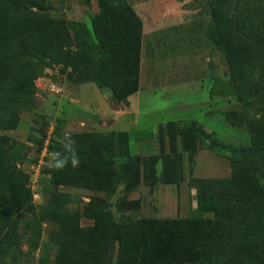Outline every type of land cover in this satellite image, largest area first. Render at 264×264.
I'll return each instance as SVG.
<instances>
[{
  "label": "trees",
  "instance_id": "trees-1",
  "mask_svg": "<svg viewBox=\"0 0 264 264\" xmlns=\"http://www.w3.org/2000/svg\"><path fill=\"white\" fill-rule=\"evenodd\" d=\"M96 2L91 33L82 22L51 15L48 2L0 0V257L15 256L22 214L34 211L28 177L17 168L20 144L4 131L15 128L20 112L31 108L41 70L60 65L69 69V81L107 88L114 102L139 89L142 21L127 0ZM250 2L207 0V37L224 55L230 85L245 102L258 92L255 73L264 74V22L258 24L260 34ZM247 126L250 144L226 148L229 175L188 179L198 214L132 217L126 212L138 210L141 201L122 196L113 202L121 211L118 218L107 198L119 184L126 192L141 181L150 189L179 184L186 180V153L191 168L199 148L226 144L195 118L159 122L160 151L144 156L130 152L127 130L73 133L68 147L57 148L54 128L50 147L56 154L39 176L42 214L55 226L49 230L57 248L53 264H264V109ZM45 136L46 130L33 162ZM46 167L49 176L41 178ZM61 186L100 191L105 197L90 196L81 211H72ZM82 216L92 224L81 226Z\"/></svg>",
  "mask_w": 264,
  "mask_h": 264
},
{
  "label": "rangeland",
  "instance_id": "rangeland-1",
  "mask_svg": "<svg viewBox=\"0 0 264 264\" xmlns=\"http://www.w3.org/2000/svg\"><path fill=\"white\" fill-rule=\"evenodd\" d=\"M127 1L143 24L139 89L121 102H114L107 88L100 89L91 81L73 83L67 79L69 69L60 65L44 67L35 80L38 90L32 95L31 108L20 112L15 128L4 131L20 144L22 155L17 160V168L28 177L34 211L22 214L19 245L13 251L15 256L0 257V264H53L56 259V245L49 239V230L55 226L42 214L45 202L42 179L33 183L29 180L37 144L51 126L57 130L55 147L66 148L73 133L101 134L132 129L136 125L137 129L131 131L130 152L144 156L160 151L154 131L159 122L195 118L226 144L218 149L199 148L191 168L185 152L186 180L179 184L158 183L153 187L155 195L142 181L129 192L119 184L115 193L107 198L116 218L121 211L113 202L122 196L141 201L138 210L126 212L132 217L198 214L195 189L189 186L188 179L229 175L226 148L250 144L247 122L264 109V74L261 70L255 73L253 82L258 92L249 96V102L237 98L229 82L226 59L207 37L211 23L207 0ZM40 2H48L51 15L82 22L93 33L91 19L98 11L96 0ZM251 3L257 32L263 34L258 24L264 22V0H251ZM52 85L58 89H51ZM177 148H181L179 143ZM164 150H169L166 139ZM200 152L202 157L197 161ZM49 169H44L41 178L49 176ZM59 189L69 194L66 208L72 211H81L90 196L105 197L103 192L79 187L61 186ZM180 193L184 195L183 208H187L184 212L179 210ZM203 215L210 213L203 212ZM92 222L82 216L79 224L86 226Z\"/></svg>",
  "mask_w": 264,
  "mask_h": 264
},
{
  "label": "built area",
  "instance_id": "built-area-1",
  "mask_svg": "<svg viewBox=\"0 0 264 264\" xmlns=\"http://www.w3.org/2000/svg\"><path fill=\"white\" fill-rule=\"evenodd\" d=\"M51 89H58L55 85L50 86ZM54 126L49 127L46 130V136L42 141V147L38 154V157L32 165V172L30 174V182H37L39 180V176L41 175L42 168L51 161V159L55 156L56 151L52 150L50 147V142L52 139V134L54 130Z\"/></svg>",
  "mask_w": 264,
  "mask_h": 264
},
{
  "label": "crops",
  "instance_id": "crops-1",
  "mask_svg": "<svg viewBox=\"0 0 264 264\" xmlns=\"http://www.w3.org/2000/svg\"><path fill=\"white\" fill-rule=\"evenodd\" d=\"M139 81H140V73H139ZM137 126L136 125H134L133 127H132V129H123V130H127V131H129L130 133H131V131H133V130H135V129H137L136 128ZM141 130H143V129H141ZM156 130V127L154 128V131ZM206 153V152H205ZM201 157H202V153L200 152L199 154H198V156H197V161H199V159H201ZM206 158V157H205ZM206 169V168H205ZM205 169H203L202 171H204ZM199 177H201V176H199ZM156 194V191H155V188L153 189V195H155ZM191 195H192V191H191ZM190 195V196H191ZM184 197V195H182V193H180V205H179V210L180 211H183L184 212V210L186 209L187 210V208H183L184 206H183V203H182V201H184L183 198ZM178 198V197H177ZM195 207V205L194 204H192V208H194ZM178 209V208H177ZM182 217H184V216H186V215H181Z\"/></svg>",
  "mask_w": 264,
  "mask_h": 264
},
{
  "label": "clouds",
  "instance_id": "clouds-1",
  "mask_svg": "<svg viewBox=\"0 0 264 264\" xmlns=\"http://www.w3.org/2000/svg\"><path fill=\"white\" fill-rule=\"evenodd\" d=\"M73 163H75V161H73Z\"/></svg>",
  "mask_w": 264,
  "mask_h": 264
}]
</instances>
